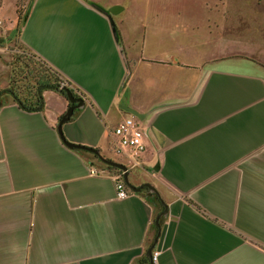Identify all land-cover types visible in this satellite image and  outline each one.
Instances as JSON below:
<instances>
[{"label": "crops", "instance_id": "0c3cea01", "mask_svg": "<svg viewBox=\"0 0 264 264\" xmlns=\"http://www.w3.org/2000/svg\"><path fill=\"white\" fill-rule=\"evenodd\" d=\"M16 2L8 26L0 0L11 33ZM195 8L145 6L131 34L124 0L29 1L20 44L85 101L62 125L64 140L98 149L156 194L119 199L117 175L64 145L60 93L44 91L40 111L3 94L0 264H150L163 211L159 264H264L260 7L219 0L199 20L188 16ZM6 62L0 48V91L11 83ZM124 107L145 131L136 166L111 134Z\"/></svg>", "mask_w": 264, "mask_h": 264}, {"label": "rangeland", "instance_id": "374dc122", "mask_svg": "<svg viewBox=\"0 0 264 264\" xmlns=\"http://www.w3.org/2000/svg\"><path fill=\"white\" fill-rule=\"evenodd\" d=\"M30 0H17L16 7L18 11L22 14L27 10ZM127 6H129V20L127 26L134 34V29L139 22L141 16V11L148 6L149 8L155 9L159 6L168 5H183L189 7H196L192 9L188 16L197 20L201 19V8L206 4L219 3V0H124ZM13 0H5L4 15L7 19L6 23L9 26V20H12L14 13L13 10ZM229 5H253L259 6L260 8V18L258 23L260 26L264 27V0H223ZM262 9V10H261ZM11 27H0V48L4 51L7 58L8 72L11 75V83L5 89L8 92L4 95L12 98V95H16L18 99L24 101H32L37 93L38 88L42 83L53 84L55 78L53 74L44 66L36 57L23 48L20 44L18 32L19 26H15L14 32H10ZM89 162L92 166L97 169H107L106 166L100 162L98 159L91 155L87 156Z\"/></svg>", "mask_w": 264, "mask_h": 264}, {"label": "built area", "instance_id": "2783aa9c", "mask_svg": "<svg viewBox=\"0 0 264 264\" xmlns=\"http://www.w3.org/2000/svg\"><path fill=\"white\" fill-rule=\"evenodd\" d=\"M114 146L117 152H122L133 161L134 166L138 165V158L145 151V131L140 125L137 117L128 115L117 123L112 129ZM95 172H93L94 174ZM97 174L99 171L96 172ZM117 197L124 199L128 196V188L123 181L122 175L115 176ZM160 252L153 249L150 256V264H159Z\"/></svg>", "mask_w": 264, "mask_h": 264}, {"label": "water", "instance_id": "95a60500", "mask_svg": "<svg viewBox=\"0 0 264 264\" xmlns=\"http://www.w3.org/2000/svg\"><path fill=\"white\" fill-rule=\"evenodd\" d=\"M116 10H117V8L113 9L112 12L114 13V12H116ZM114 34H115V32H114ZM63 91L65 92L66 98H67V100H68V102L70 104L69 107L67 108V110L65 111V113L60 117L58 125H57V131H58V133H59L64 145L66 147H68L69 149H71V150H82V151L88 152L90 154H93L103 164H105L107 166H110V167H113V168H116V169H119L122 172L123 181H124V183H125V185L127 186L128 189H130L134 193H139L143 189H146L147 190V196L152 198L156 194V190L153 187V185H151L150 183H145V184H143L142 186H139V187H135V186L131 185L130 182H129V171H128V168L125 165L103 157L100 154L98 149L72 144V143H69L66 140H64V138L62 136V133H61L62 125L64 123L68 122L71 119V117L73 116V114H74V112L76 110L82 109L84 107L85 101L81 97H76L74 95V93L71 92V90L69 88H67V87H64ZM122 109L128 115H132V116H135V117L139 118V115H138V113L135 110L130 109V108H125V107L122 108ZM155 170H157V168ZM166 214H167L166 211H163V212L159 213L156 216V218H155V226L158 229H159V219L161 217H165ZM158 236H159V231L156 234V237L154 239L153 244L148 248V250L146 252V257L148 258V260H150L151 252H152V250L155 247V244L157 242Z\"/></svg>", "mask_w": 264, "mask_h": 264}, {"label": "trees", "instance_id": "16d2710c", "mask_svg": "<svg viewBox=\"0 0 264 264\" xmlns=\"http://www.w3.org/2000/svg\"><path fill=\"white\" fill-rule=\"evenodd\" d=\"M25 14H26V11L24 14H22L20 11L17 10V18H18L17 19V26H19V29H20V26L22 24V21L24 19ZM32 56L36 57L44 66H46L48 68V70L53 74L55 81L53 84H49V83H45V82L42 83L40 85V87L38 88L37 93L34 96V99L32 101H24L22 99H18L16 95H12L13 101L16 102L19 105V107H21L25 110H29V111H40V110H42V108H43L42 93L46 90L56 91V92L60 93L61 95H63L64 97H66L65 92L63 91V88L67 87L71 90V92L74 93V95L76 97H78L75 94V92L71 89L69 83L67 81H65L63 79V77L58 72H56L45 61L41 60L37 56H35L33 54H32ZM7 92H8L7 90L0 91V97ZM1 106H2V102L0 100V108H1ZM77 152H85V151L77 150ZM92 156L94 158H96L93 154H92ZM105 166H106L107 170H109L110 172H113L115 175H122V172L119 169H116V168H113V167H110L107 165H105ZM158 231H159V229L156 227L155 228V234H157Z\"/></svg>", "mask_w": 264, "mask_h": 264}, {"label": "flooded vegetation", "instance_id": "af4514ba", "mask_svg": "<svg viewBox=\"0 0 264 264\" xmlns=\"http://www.w3.org/2000/svg\"><path fill=\"white\" fill-rule=\"evenodd\" d=\"M131 184V183H130ZM143 184H145V183H142V184H139V185H133V186H135V187H139V186H142ZM132 185V184H131ZM142 193H144V195H147V190L146 189H143L142 191H141ZM154 197V196H153ZM152 197V198H153Z\"/></svg>", "mask_w": 264, "mask_h": 264}]
</instances>
